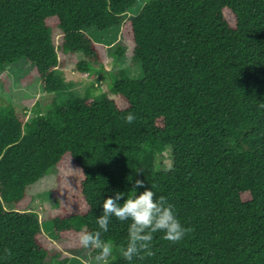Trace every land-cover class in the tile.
Returning <instances> with one entry per match:
<instances>
[{"label": "trees", "instance_id": "obj_1", "mask_svg": "<svg viewBox=\"0 0 264 264\" xmlns=\"http://www.w3.org/2000/svg\"><path fill=\"white\" fill-rule=\"evenodd\" d=\"M140 1L0 0V68L24 59L21 84L42 90L0 106V264L95 258L78 234L99 230L103 200L127 194L129 177L166 197L192 231L175 244L155 233V254L128 262L119 248L130 221L113 216L107 264H264V0H146L128 16ZM117 26L113 52L141 77L118 70L109 94H95L106 47L87 32ZM76 53L74 70L94 77L83 95L63 78ZM52 106L57 120L41 114ZM166 149L171 167L159 169ZM51 169L58 246L27 210L28 188Z\"/></svg>", "mask_w": 264, "mask_h": 264}, {"label": "rangeland", "instance_id": "obj_2", "mask_svg": "<svg viewBox=\"0 0 264 264\" xmlns=\"http://www.w3.org/2000/svg\"><path fill=\"white\" fill-rule=\"evenodd\" d=\"M146 0H141L137 5L127 12L128 16L134 15L140 9L142 3ZM121 27L117 26L110 30L100 32L95 29H91L87 34L95 42L101 43L106 47V73L100 78L99 83H94L95 90L97 93H107L109 94V84L111 80L115 78L116 72L122 70L125 72L127 77L130 79H137L141 77V70L138 64H130L122 57H118L113 52V45L120 38ZM82 56L80 53H76L71 57L65 64L63 69L64 80L71 85L69 90L77 92L83 95L85 87H87L90 82L94 79L91 77H84L78 74L74 70V65L76 60ZM27 63L24 59H19L17 63L13 65H8L0 68V106L5 103L18 102L23 99H37L42 95L41 85L39 81H36L29 85L21 84V80L26 76L28 72ZM68 90L62 95L65 99L68 96ZM62 98V101H63ZM47 96L44 100H47ZM34 102V101H33ZM31 103L29 109L27 110V116L36 114L37 106ZM57 104L62 103L59 101ZM49 107H45L47 109ZM44 109V110H45ZM54 107L52 106L50 110L42 111V115L50 118L51 120H57L53 114ZM172 158L171 153L168 149L163 151L158 155L156 160V165L159 169H167L171 167ZM56 181V170H49L41 179L36 183L32 184L27 192L30 196V201L28 205V211L36 214L42 233L45 237H48L55 245L58 246L57 241L54 238V230L52 228L51 222L49 220V212L57 207V202L51 196V190L55 186ZM114 259V256H109L107 262ZM55 264V263H52ZM64 264H96L95 258L89 256L87 253V258L79 256H70L69 260Z\"/></svg>", "mask_w": 264, "mask_h": 264}, {"label": "clouds", "instance_id": "obj_3", "mask_svg": "<svg viewBox=\"0 0 264 264\" xmlns=\"http://www.w3.org/2000/svg\"><path fill=\"white\" fill-rule=\"evenodd\" d=\"M124 119L131 124L136 117L128 113ZM137 174L142 173L137 171ZM128 179L132 183V188L127 194L117 191L114 196L103 200L102 215L95 221L99 230L92 232L84 230L78 234V243L81 247L95 249L98 252L95 256L96 264H107V258L113 252L112 242L102 239V233L108 231L113 216L122 222L130 221L126 246L119 248L121 256L128 262L134 257L144 259L155 254L152 249L155 233H163L161 237L163 240L175 244L192 231L181 224L173 205L166 197L156 198V194L151 187L146 186L144 180L133 181L132 177ZM140 189L143 191H139ZM121 200L123 203H119Z\"/></svg>", "mask_w": 264, "mask_h": 264}]
</instances>
